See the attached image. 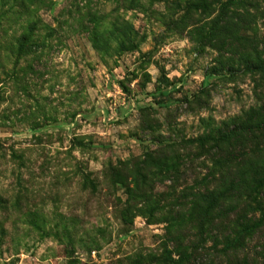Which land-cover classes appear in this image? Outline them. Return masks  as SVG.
Masks as SVG:
<instances>
[{
  "label": "rangeland",
  "instance_id": "rangeland-1",
  "mask_svg": "<svg viewBox=\"0 0 264 264\" xmlns=\"http://www.w3.org/2000/svg\"><path fill=\"white\" fill-rule=\"evenodd\" d=\"M220 1L0 0V264L193 254L195 214L169 227L165 212L216 169L185 140L241 123L242 150L264 162V0ZM208 232L184 264H226L211 250L225 224Z\"/></svg>",
  "mask_w": 264,
  "mask_h": 264
},
{
  "label": "trees",
  "instance_id": "trees-1",
  "mask_svg": "<svg viewBox=\"0 0 264 264\" xmlns=\"http://www.w3.org/2000/svg\"><path fill=\"white\" fill-rule=\"evenodd\" d=\"M240 1H220L219 7L224 10ZM198 9L205 11L207 6L203 3L197 6L188 5L185 15L192 14ZM25 43V40H22L20 48H25ZM257 67V69H264L259 65ZM259 109L261 113L258 112L257 114H260V117L264 113L262 111L264 105ZM261 121V124L256 128V133L264 134V120L261 119ZM241 126L240 123L234 127L224 128L215 140H212L209 135L205 136V134L185 140L184 143L187 146L204 153L207 152V155H210L212 159L215 158L212 167L216 169V172L211 173L209 177L197 180L196 190L184 197V201H188L185 207L182 206L179 210H174L173 215L170 209L165 212L169 215L165 221L169 227L175 226L173 222L178 223L180 221L184 216L183 210H187L185 213L189 215L195 214L193 217L196 228L195 238L200 249L206 248L204 242L207 241L208 230L215 227L216 224H225V237L220 244L221 247L217 249L213 243V248H207V250L211 249L214 253L221 255L226 260V264H249V262H255L254 257H260L264 260L263 251L260 254L253 250V252L246 253L248 241L261 227H264V207L260 199L264 195V162L248 156L242 150V140L246 135L245 132L248 131H243ZM207 140L210 143L207 144ZM171 146L172 144L166 141L161 147L170 149ZM146 160L159 168L162 174H176L178 172L176 165V167L173 164L162 167L163 163L154 162L151 153H146ZM257 211H259L260 217L255 216ZM198 248L193 249V254H180V261L178 259L176 263L190 262Z\"/></svg>",
  "mask_w": 264,
  "mask_h": 264
}]
</instances>
